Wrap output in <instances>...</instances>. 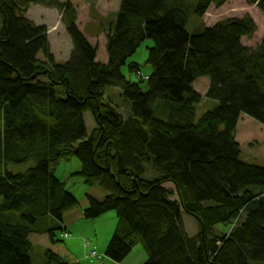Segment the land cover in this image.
I'll use <instances>...</instances> for the list:
<instances>
[{
    "label": "trees",
    "instance_id": "1",
    "mask_svg": "<svg viewBox=\"0 0 264 264\" xmlns=\"http://www.w3.org/2000/svg\"><path fill=\"white\" fill-rule=\"evenodd\" d=\"M228 1L120 0L105 63L73 6L54 2L48 7H59L71 41L59 63L47 29L26 18L42 0H0V264H31V235L51 245L62 242L57 234L68 237L63 216L78 203L50 168L73 158L84 184L106 193L87 197L84 220L116 215L107 260L122 264L140 246L143 264H264V168L242 162L235 140L241 116L264 127V32L250 49L241 44L256 30L248 17L186 30L192 16ZM245 1L264 17V0ZM145 41L152 47L143 76L128 60ZM125 66L137 82L126 81ZM200 78L209 80L204 97L218 105L196 119ZM105 88L120 91L126 116L103 103ZM85 113L95 124L88 137ZM29 161L35 166L23 174L3 170ZM182 213L195 221L194 237ZM44 258L80 264L51 251Z\"/></svg>",
    "mask_w": 264,
    "mask_h": 264
},
{
    "label": "rangeland",
    "instance_id": "2",
    "mask_svg": "<svg viewBox=\"0 0 264 264\" xmlns=\"http://www.w3.org/2000/svg\"><path fill=\"white\" fill-rule=\"evenodd\" d=\"M54 2L57 5L70 3L73 6L77 14L76 24L79 30L85 35L91 46L96 48V60L98 62H106L105 33L114 14L118 11L120 0H91L90 2L83 0H42L43 4L29 6L26 18L35 25L44 26L47 29L50 51L57 62L63 63L71 52V41L62 25L59 7L56 5L54 8L48 7ZM245 17L253 21L256 30L250 38H243L241 44L244 47L255 49L259 46L264 32V17L255 5L248 4L245 0H229L218 8L210 6L201 20L197 21L192 16L189 19L186 30L190 34L193 32L192 30L197 29L198 25L211 28L215 24L228 19H242ZM151 47V41L143 42L128 60V63H136L139 66L140 73L143 76L149 74V69L143 65L148 55V48ZM39 57L41 56L39 55ZM121 73L126 81L133 83L138 81L136 74L130 73L126 66L121 69ZM208 85V78H200L193 84V89L201 95V101L195 107L196 119L205 112L212 111L218 105L216 102L204 97ZM103 103L110 104L113 109H117L119 113L126 116V107L118 89L105 88ZM243 117V120L238 121L236 128L237 137L235 136L241 150L240 160L246 164L264 168V127L246 116ZM84 122L88 137L95 128L89 113L84 114ZM34 166L35 163L29 161L21 165H7L3 170L18 175L25 173ZM50 170L55 178L65 184L66 190L77 200L78 205L63 216L68 237L62 239L57 234V238L59 237L62 241L61 243L51 245L46 236L31 235L29 237V242L32 245L30 253L31 264H45L44 256L47 251L57 255L59 250L68 252V256H73V258H83L84 252L87 251L84 259L88 260L90 264H99V262H91L89 259L92 249H95L102 256V262H106L104 251L112 238L116 226V215L114 212H107L93 221H86L82 214L87 207V197L101 201L106 196V193L97 184L91 187L86 186L83 179L76 175L80 171V163L76 158L71 159L69 162H61L56 166H52ZM147 175L148 177L153 176L150 169H147ZM164 188L172 190L170 184L165 185ZM1 205L2 199H0V208ZM12 217L18 219L17 216L12 215ZM181 219L187 235L194 237L197 234L195 221L184 213L181 214ZM216 230L226 231L227 229L219 226ZM69 258L65 257V260L70 261ZM145 260V254L141 247L137 246L124 263L143 264ZM80 261V264H87L82 260Z\"/></svg>",
    "mask_w": 264,
    "mask_h": 264
},
{
    "label": "crops",
    "instance_id": "3",
    "mask_svg": "<svg viewBox=\"0 0 264 264\" xmlns=\"http://www.w3.org/2000/svg\"><path fill=\"white\" fill-rule=\"evenodd\" d=\"M55 59V58H54ZM56 61V60H55ZM102 63H105V62H102ZM244 119V117L243 116H241L240 117V119H239V121L240 120H243ZM246 120V119H245ZM236 137H237V134H236ZM236 137H235V140H236ZM237 141V140H236ZM238 143V142H237ZM63 226L66 228V226H65V223H64V220H63ZM67 229V228H66ZM92 245V244H91ZM87 254V251H85L84 252V256H83V258H78V257H76V258H73V256H68L69 254H68V252H66V251H64V250H59L58 251V254L57 255H59L60 257H64L63 259H65V257L67 258V257H70L69 259H70V261H68V262H70V263H81V261L80 260H82V261H84L85 263H87V264H90L89 262H88V260H85L84 258H85V255ZM124 263V262H123ZM122 263V264H123ZM144 263V262H143ZM102 264H115V263H113V262H111V261H109V260H107L106 262H102ZM125 264V263H124ZM130 264V263H129Z\"/></svg>",
    "mask_w": 264,
    "mask_h": 264
},
{
    "label": "built area",
    "instance_id": "4",
    "mask_svg": "<svg viewBox=\"0 0 264 264\" xmlns=\"http://www.w3.org/2000/svg\"><path fill=\"white\" fill-rule=\"evenodd\" d=\"M64 238H66V235L63 236ZM102 256L99 255L95 249H92L91 252H90V255H89V259L90 261H97L100 263V260H101Z\"/></svg>",
    "mask_w": 264,
    "mask_h": 264
}]
</instances>
